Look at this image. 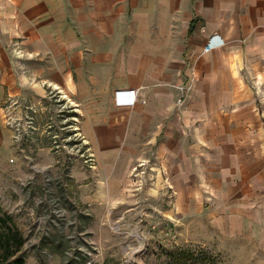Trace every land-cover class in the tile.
Instances as JSON below:
<instances>
[{
    "label": "crops",
    "instance_id": "1",
    "mask_svg": "<svg viewBox=\"0 0 264 264\" xmlns=\"http://www.w3.org/2000/svg\"><path fill=\"white\" fill-rule=\"evenodd\" d=\"M17 96L22 125L45 98L64 105L91 160L79 197L109 216L143 201L231 233L264 208V0H0V170ZM23 150L21 183L55 166Z\"/></svg>",
    "mask_w": 264,
    "mask_h": 264
},
{
    "label": "rangeland",
    "instance_id": "2",
    "mask_svg": "<svg viewBox=\"0 0 264 264\" xmlns=\"http://www.w3.org/2000/svg\"><path fill=\"white\" fill-rule=\"evenodd\" d=\"M20 99L9 98L6 104L14 112L17 138L9 157L14 168L0 170V207L26 237L27 264H264V208L252 202L238 225L233 219L234 230L224 233L202 216L177 225L158 211L145 215L148 203L143 201H125V208L142 212L117 217L107 215L103 205L82 200L72 173L91 160L82 138L71 132L73 124L63 120L64 105L59 100L50 105L45 98L38 118L20 125ZM21 145L27 158L41 162L50 156L55 166L39 167L21 183Z\"/></svg>",
    "mask_w": 264,
    "mask_h": 264
},
{
    "label": "trees",
    "instance_id": "3",
    "mask_svg": "<svg viewBox=\"0 0 264 264\" xmlns=\"http://www.w3.org/2000/svg\"><path fill=\"white\" fill-rule=\"evenodd\" d=\"M25 241L11 214L0 207V264H27L23 250Z\"/></svg>",
    "mask_w": 264,
    "mask_h": 264
},
{
    "label": "built area",
    "instance_id": "4",
    "mask_svg": "<svg viewBox=\"0 0 264 264\" xmlns=\"http://www.w3.org/2000/svg\"><path fill=\"white\" fill-rule=\"evenodd\" d=\"M210 48H211V46H210V44H208V45H206V46L204 47V51H208ZM27 117H28V118L25 120V122H26L27 124H29L31 121L33 122V119H29L30 116H27ZM9 122H11V123L15 126L14 120L9 121ZM19 124L22 125V122H19ZM75 133H76V132H75ZM76 134H77V133H76ZM19 135H20V129H19Z\"/></svg>",
    "mask_w": 264,
    "mask_h": 264
}]
</instances>
